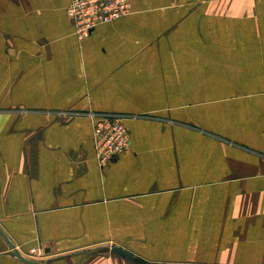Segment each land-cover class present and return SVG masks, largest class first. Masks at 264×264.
I'll list each match as a JSON object with an SVG mask.
<instances>
[{"label":"crops","instance_id":"crops-1","mask_svg":"<svg viewBox=\"0 0 264 264\" xmlns=\"http://www.w3.org/2000/svg\"><path fill=\"white\" fill-rule=\"evenodd\" d=\"M130 1L0 0V264H264V0Z\"/></svg>","mask_w":264,"mask_h":264},{"label":"built area","instance_id":"built-area-1","mask_svg":"<svg viewBox=\"0 0 264 264\" xmlns=\"http://www.w3.org/2000/svg\"><path fill=\"white\" fill-rule=\"evenodd\" d=\"M132 11L130 0H70L67 14L76 36L85 39L101 24L110 23L129 15ZM93 144L99 166L104 169L130 148V132L123 120L112 114L95 118ZM32 253L43 257V248Z\"/></svg>","mask_w":264,"mask_h":264},{"label":"water","instance_id":"water-1","mask_svg":"<svg viewBox=\"0 0 264 264\" xmlns=\"http://www.w3.org/2000/svg\"><path fill=\"white\" fill-rule=\"evenodd\" d=\"M0 234L3 237L5 236L4 233L1 230H0ZM14 256L18 257L22 262H25V263H28V264H43V263H39V262H35V261L26 260L17 251L14 253ZM76 264H81V263H76Z\"/></svg>","mask_w":264,"mask_h":264}]
</instances>
